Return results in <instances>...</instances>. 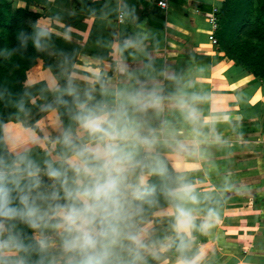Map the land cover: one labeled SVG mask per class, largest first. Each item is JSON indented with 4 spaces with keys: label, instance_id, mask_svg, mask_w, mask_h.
Here are the masks:
<instances>
[{
    "label": "crops",
    "instance_id": "0c3cea01",
    "mask_svg": "<svg viewBox=\"0 0 264 264\" xmlns=\"http://www.w3.org/2000/svg\"><path fill=\"white\" fill-rule=\"evenodd\" d=\"M9 1L26 11L21 25L48 64L38 58L26 72L23 120L2 125L8 154L6 130L19 133L42 170L58 159L62 130L76 127L71 88L96 100L155 89L160 107L144 118L158 142L141 153L149 167L137 175L157 202L142 205L132 221L144 235L143 264H264V81L213 43L210 17L223 0H166L164 9L157 0ZM44 110L36 129L24 124ZM157 156L171 171L163 185H188L191 199L163 195L151 167ZM178 203L191 212L183 231L175 227Z\"/></svg>",
    "mask_w": 264,
    "mask_h": 264
},
{
    "label": "clouds",
    "instance_id": "9594fccd",
    "mask_svg": "<svg viewBox=\"0 0 264 264\" xmlns=\"http://www.w3.org/2000/svg\"><path fill=\"white\" fill-rule=\"evenodd\" d=\"M69 94L76 127L62 130V152L43 170L21 147L19 133L6 130L13 154L0 155V264H27L32 254L38 257L33 264H143L144 235L132 221L142 205L157 200L137 172L149 167L141 153H151L158 142L144 114L158 110L161 97L145 87L100 100L74 88ZM151 167L167 173L162 163ZM42 176L53 184L45 185ZM165 195L191 199L192 189L182 185ZM17 221L35 231L33 240L14 231ZM190 224V210L176 204V229Z\"/></svg>",
    "mask_w": 264,
    "mask_h": 264
},
{
    "label": "trees",
    "instance_id": "16d2710c",
    "mask_svg": "<svg viewBox=\"0 0 264 264\" xmlns=\"http://www.w3.org/2000/svg\"><path fill=\"white\" fill-rule=\"evenodd\" d=\"M25 14V10L12 7L11 1L0 0V155L10 156L4 146L2 125L24 118V111L19 109L18 103L26 72L38 58L48 64V59L32 44L28 32L21 25V17ZM217 17L219 48L226 57L264 81V0H223ZM46 110L24 124L36 129L35 121ZM156 160L167 170L165 176L157 174L163 195L167 197L165 192L170 187L163 184L169 183L171 171L166 160L160 156ZM14 231L19 232L26 242L35 238L32 229L22 222H16ZM37 259L32 254L27 264Z\"/></svg>",
    "mask_w": 264,
    "mask_h": 264
},
{
    "label": "built area",
    "instance_id": "2783aa9c",
    "mask_svg": "<svg viewBox=\"0 0 264 264\" xmlns=\"http://www.w3.org/2000/svg\"><path fill=\"white\" fill-rule=\"evenodd\" d=\"M156 3L162 9H164V8H166L168 6L166 0H157ZM210 20H211V22L213 24L214 31H216L217 28H218V18H217V16L215 14L212 15L210 17ZM212 41H213V43L217 44V39L216 38H213Z\"/></svg>",
    "mask_w": 264,
    "mask_h": 264
},
{
    "label": "rangeland",
    "instance_id": "374dc122",
    "mask_svg": "<svg viewBox=\"0 0 264 264\" xmlns=\"http://www.w3.org/2000/svg\"><path fill=\"white\" fill-rule=\"evenodd\" d=\"M260 66V65H259ZM259 68V67H258ZM260 69V68H259ZM263 70H264V68H263Z\"/></svg>",
    "mask_w": 264,
    "mask_h": 264
}]
</instances>
